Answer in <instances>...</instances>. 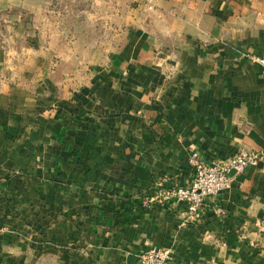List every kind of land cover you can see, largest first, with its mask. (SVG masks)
I'll use <instances>...</instances> for the list:
<instances>
[{
    "label": "crops",
    "instance_id": "1",
    "mask_svg": "<svg viewBox=\"0 0 264 264\" xmlns=\"http://www.w3.org/2000/svg\"><path fill=\"white\" fill-rule=\"evenodd\" d=\"M103 3L91 19L72 0H0V264H139L151 247L264 264L263 168L195 222L146 205L190 185L193 150L264 153V0Z\"/></svg>",
    "mask_w": 264,
    "mask_h": 264
},
{
    "label": "built area",
    "instance_id": "2",
    "mask_svg": "<svg viewBox=\"0 0 264 264\" xmlns=\"http://www.w3.org/2000/svg\"><path fill=\"white\" fill-rule=\"evenodd\" d=\"M148 11L154 9L153 0H140ZM263 64L264 60L255 59ZM188 163L193 167L192 181L187 187L160 188L156 194L146 202V205L159 204L166 206H185V223L199 219L200 209L206 198L215 199L230 187L232 178L241 175L247 168L261 167L264 169V153L251 152L244 149L236 150L226 159L203 164L195 150L191 151ZM216 215H222L218 206H213ZM4 228L0 227V234ZM171 251L166 248L151 247L139 256V264H168Z\"/></svg>",
    "mask_w": 264,
    "mask_h": 264
},
{
    "label": "rangeland",
    "instance_id": "3",
    "mask_svg": "<svg viewBox=\"0 0 264 264\" xmlns=\"http://www.w3.org/2000/svg\"><path fill=\"white\" fill-rule=\"evenodd\" d=\"M75 3H81L84 4V8H78L76 6L74 7L73 11H74V15H84L85 17H89L91 19L93 18H97L99 16H103L104 14L110 15L113 13V8L111 5H104L103 0H72ZM137 2H139V5H141L142 7H144L146 9V7L144 6V4L140 1V0H136ZM87 2V4H86ZM154 2V0H153ZM86 4V5H85ZM147 10V9H146ZM154 10V9H153ZM152 10V11H153ZM62 11V10H60ZM127 10L123 9V16L126 15ZM147 12H151L148 11ZM145 14V12L139 13V18H142V16ZM91 27V26H90Z\"/></svg>",
    "mask_w": 264,
    "mask_h": 264
}]
</instances>
